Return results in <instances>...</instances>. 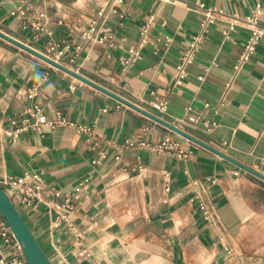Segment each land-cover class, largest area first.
I'll return each mask as SVG.
<instances>
[{
  "label": "crops",
  "instance_id": "0c3cea01",
  "mask_svg": "<svg viewBox=\"0 0 264 264\" xmlns=\"http://www.w3.org/2000/svg\"><path fill=\"white\" fill-rule=\"evenodd\" d=\"M256 2L264 27V0H122L116 9L111 0H0V30L43 53L51 41L66 44L64 65L264 173V34L237 65ZM18 5L30 20L43 11L36 36L10 13ZM148 17L140 56L123 67ZM91 23L107 36H83ZM194 36L177 84L176 65ZM29 107L60 111L94 134L73 125L5 134ZM168 132L0 36V180L27 173L39 186L34 204L14 202L53 264H264V180L187 137L183 156L148 146ZM200 200L219 223L203 218ZM68 204L70 221H55Z\"/></svg>",
  "mask_w": 264,
  "mask_h": 264
},
{
  "label": "built area",
  "instance_id": "2783aa9c",
  "mask_svg": "<svg viewBox=\"0 0 264 264\" xmlns=\"http://www.w3.org/2000/svg\"><path fill=\"white\" fill-rule=\"evenodd\" d=\"M111 2L112 8L116 9L120 6L122 0H111ZM260 12V3L256 2L254 7V14L252 16L247 17L245 20L250 28V33L239 55L237 61L238 66H240L243 62L247 61L251 57V55L255 51L257 43L260 41L261 37L264 34V27L258 24V15L260 14ZM10 13L19 17L23 25H26L27 23L31 24L34 27V36L38 34V30L44 29L43 23L38 20V18L43 15V11L41 10H38L33 13L32 20L27 18V9L20 5H18L15 9H12ZM207 13L208 16L202 24H205L212 18V11H208ZM150 20L151 17H148L145 22L140 26L141 38L139 43L137 45L130 46L127 49V53L121 56L120 62L123 67H127L128 65L132 64L140 56L141 46L143 45L144 41L148 36ZM97 31L98 25L96 23H91L89 27L83 31V36H85L87 39L97 41H101L107 36L106 33L96 35ZM198 40L199 36L193 37L188 47L183 52L181 60L179 61V63H177L176 71L174 73L175 83H181L183 77L186 75V64L193 59L194 53L197 49ZM66 50V44L60 46L58 43L51 41L48 44L47 51L45 52V54L51 57L52 59L61 62V57L65 54ZM70 60H74V56H72ZM165 108V101H161L158 106V109L160 111H164ZM25 112L28 114L26 115L24 112L20 113L18 120L11 119L13 127L4 129L5 134H9L12 136L13 139H16L19 132L28 129L29 127H34L40 133L42 132L43 126L54 127L56 125H73L78 131H84L89 136H93L94 134V129L92 126L78 124L68 118L66 115L62 114L60 111H55L53 116H49L40 107H29L26 109ZM31 118H33V120H31ZM184 137L185 136L169 129L168 134L161 141L150 143L148 144V146L153 150H164L178 156H183L186 154L182 141V138ZM141 143L145 144V142L143 141ZM126 144L131 145L133 144V142L127 139ZM28 178L29 175L27 173H24L19 176L4 174L0 180L2 184L0 186L4 188V190L7 192L13 202L15 199L19 202L31 205L34 204L35 198L40 197L41 190L38 185L29 183ZM79 189L80 185L74 187V190L78 191ZM54 194L58 195L59 191H54ZM198 205L205 220L210 223L220 222L219 215L214 211V209L210 205L205 203L203 200H200ZM58 207L62 208V205H58ZM65 208V212L58 214L55 218V221H70L69 216L72 206L68 204ZM0 264H28L24 256L21 243L16 239L10 228L4 224L2 217L0 218Z\"/></svg>",
  "mask_w": 264,
  "mask_h": 264
},
{
  "label": "water",
  "instance_id": "95a60500",
  "mask_svg": "<svg viewBox=\"0 0 264 264\" xmlns=\"http://www.w3.org/2000/svg\"><path fill=\"white\" fill-rule=\"evenodd\" d=\"M0 36L4 37L5 39L9 40L10 42L24 48L27 51L32 52L33 54L37 55L38 57L48 61L49 63L59 67L60 69L68 72L69 74L77 77L83 82H86L101 91L107 93L108 95L118 99L119 101L129 105L130 107L140 111L141 113L145 114L146 116L150 117L157 123L165 126L166 128L177 132L188 139L195 141L206 148L214 151L215 153L229 159L230 161L236 163L237 165L243 167L244 169L250 171L254 175L260 177L264 180V173L238 161L237 159L231 157L230 155L226 154L225 152L221 151L220 149L214 147L213 145L205 142L204 140L200 139L199 137L191 134L190 132L178 127L177 125L165 120L161 116L149 111L148 109L138 105L137 103L131 101L127 97L121 95L118 92L92 80L91 78L85 76L84 74L80 73L79 71L64 65L63 63L52 59L51 57L47 56L45 53L38 51L37 49L33 48L31 45L11 36L10 34L0 30ZM0 216L2 217L4 224L10 228L16 239L21 243L22 249L24 252L25 259L28 264H53L42 249L40 244L38 243L36 237L34 236L33 232L31 231L30 227L26 223L24 217L22 216L20 210L9 197L7 192L0 186Z\"/></svg>",
  "mask_w": 264,
  "mask_h": 264
},
{
  "label": "rangeland",
  "instance_id": "374dc122",
  "mask_svg": "<svg viewBox=\"0 0 264 264\" xmlns=\"http://www.w3.org/2000/svg\"><path fill=\"white\" fill-rule=\"evenodd\" d=\"M257 224H258V228H259V230L262 231L261 227L264 228V215H263V214H260V215H259V219H258V221H257ZM262 232H263V234H264V230H263Z\"/></svg>",
  "mask_w": 264,
  "mask_h": 264
}]
</instances>
